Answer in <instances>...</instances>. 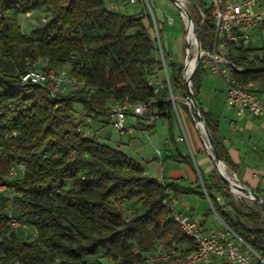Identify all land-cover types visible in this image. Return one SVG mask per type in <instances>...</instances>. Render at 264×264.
<instances>
[{"label":"trees","instance_id":"obj_1","mask_svg":"<svg viewBox=\"0 0 264 264\" xmlns=\"http://www.w3.org/2000/svg\"><path fill=\"white\" fill-rule=\"evenodd\" d=\"M39 11H46V16L24 33L19 17ZM206 13L205 22H195L203 48L211 39L209 9ZM145 16L142 6L137 13H127L111 9L108 0H0V183L18 191L11 197L2 193L1 198L2 204L9 202L14 216L37 232L33 236L11 227L1 211L0 264H132L159 243L168 247L172 242L189 252L192 239L162 201L169 204L172 197L191 192L208 200L207 213L216 214L264 261L259 211L230 200L229 189L222 179L216 180V173L207 180L199 170L195 189L183 186L144 173V166L118 147L95 133L81 136L78 130L90 125L75 119V103L101 123L105 105L114 101H143L148 104L143 118L154 110L158 117L172 119L167 88L154 93L148 83L160 65ZM251 51L238 50L236 61L244 66L263 64V59L248 58ZM39 59L47 67L66 68L83 87L52 97L47 88L20 83V74L39 65ZM169 65L170 85L178 89L181 65ZM204 73L198 65L193 93L220 159L238 176L237 164L219 139L217 120L196 97ZM231 74L264 87V68L232 69ZM13 164H22L24 172L9 180L5 176ZM253 190L264 199L259 188Z\"/></svg>","mask_w":264,"mask_h":264},{"label":"built area","instance_id":"obj_2","mask_svg":"<svg viewBox=\"0 0 264 264\" xmlns=\"http://www.w3.org/2000/svg\"><path fill=\"white\" fill-rule=\"evenodd\" d=\"M180 18L183 22V62L181 65V81L178 89H172L170 85V71L168 64L174 62L172 56L166 53L165 43L161 36V26L159 17L153 10L152 0H126L125 4L140 3L144 12V25L152 40L155 57L159 61V69L156 74L148 79V83L153 87L154 93L159 92L163 86L167 88L165 99L170 102L172 110L178 113L179 104H184L192 113L194 127L200 132L204 147L210 153V148L206 136L202 129L201 122L196 118L191 106V99L187 92L193 93L192 78L198 65L208 68L210 73L221 79L225 88V105L231 108L236 115L249 112L254 116L264 114V101L259 93L264 91V87L256 80L246 82L237 80L231 70L242 72L245 70H256L264 68L263 64L244 66L236 61L237 51L243 48H251L250 59L264 60V0H177ZM203 2V5L200 3ZM186 3L194 6L199 22H205L207 18L206 10L209 9L211 26V39L207 47H201L193 26V16L186 7ZM116 0H108L111 9H126V5ZM183 9H186L191 17L192 23H188ZM31 12H26L29 16ZM172 18L168 19L172 23ZM19 81L22 84H33L47 88L52 97L62 96L78 91L83 87V82L66 68H50L44 61L39 65L29 67L20 74ZM146 102L114 101L105 105L106 113L104 124L110 125L118 134H132L136 129V121L146 119L153 121L158 117L154 110L147 115ZM75 119L89 125L94 121L91 115L83 110H76ZM128 115L135 117L134 123H126ZM81 136L89 137L95 132L90 126L78 127ZM159 154V151H157ZM24 172L22 164H13L8 169V175L12 178H21ZM7 192L9 197L17 194L18 191L6 183L0 184V204L2 193ZM208 204L209 201L207 200ZM5 215L8 223L13 228H20L29 231L31 235L37 236L34 226L18 219L12 214L11 205ZM172 212V217L189 236L194 248L183 253L182 247L174 242L165 247L161 243L151 251L141 253L139 261L132 264H264V261L247 246L231 229L222 221L224 230L207 229L201 223L180 211L175 210L171 203L167 204ZM210 205V204H209ZM1 212V211H0ZM214 212V211H213ZM216 215V214H215ZM217 217V215H216ZM218 218V217H217ZM219 219V218H218ZM220 220V219H219ZM138 253V249L134 250ZM260 262V263H259Z\"/></svg>","mask_w":264,"mask_h":264},{"label":"crops","instance_id":"obj_3","mask_svg":"<svg viewBox=\"0 0 264 264\" xmlns=\"http://www.w3.org/2000/svg\"><path fill=\"white\" fill-rule=\"evenodd\" d=\"M121 4H125V1L123 0ZM203 68L208 72L209 81L207 86L208 100L206 105L201 103V106L205 111H209L212 117L217 120L219 139L227 148L232 161L238 166L240 177L234 172L238 180L252 189L259 188L262 194H264V114L258 117L249 112L236 115L231 108L225 105L226 93L221 79L212 75L208 68ZM220 95L222 97L221 102L219 100ZM259 96L264 101V91L260 92ZM145 120L139 119L138 126L135 124L137 130L154 129L153 126L156 122L148 126L150 123H148L149 121L145 122ZM167 121L169 143H164V150L158 154L160 173L158 178L174 179L183 186H190L195 189L196 172L199 176L198 171L200 170L203 177L205 173L199 167L194 154H205L200 159L204 162H207L208 158L211 159V157L204 147L200 132L194 127L192 113L186 105L179 104L178 113L173 111L172 119H167ZM105 125L96 120L90 124V127L100 137L99 133ZM175 156L184 159L178 160L174 158ZM188 156L191 158L193 167L188 162ZM168 162L171 165H168ZM213 168L215 169L214 163ZM165 171L167 174L163 175ZM144 173L151 175L146 172L145 168ZM206 175L210 176L211 174L208 173ZM194 196L199 197L205 204L201 206L200 203L194 200ZM219 198L218 196V200L220 201ZM178 200L181 201L182 208L175 210L198 220L200 223L204 221L203 224L201 223L204 230L210 228L219 229L207 224L209 215L207 213L208 202L197 193L180 194L177 197H172L170 203L174 205Z\"/></svg>","mask_w":264,"mask_h":264},{"label":"rangeland","instance_id":"obj_4","mask_svg":"<svg viewBox=\"0 0 264 264\" xmlns=\"http://www.w3.org/2000/svg\"><path fill=\"white\" fill-rule=\"evenodd\" d=\"M116 1L121 3L123 0H116ZM152 2H153V10L160 19L159 24L161 26V36L165 43L166 53L172 56L175 65L179 67L180 65H182L183 62V31H184L183 22L179 14V9L172 0H152ZM125 5H126V9L123 12L137 13L141 10V4L138 2L132 4L127 3ZM186 7L188 8L189 12L192 14L194 18L193 19L194 23L198 22V14L194 6L189 3H186ZM45 16H46V11L32 12L30 16H26V17L20 16L19 20L21 22V28L23 32L27 33L29 29L40 20L39 18H41L42 20V18ZM169 18H172L173 20L172 23L168 22ZM37 63L40 64L41 60L39 59L38 61H36L35 64ZM168 67L170 71L169 64ZM208 81H209V77H208V72L206 70L205 73L200 76V88H199L200 91L196 96L198 101L204 105H206L208 100V92H207ZM219 100L221 102L222 100L221 95L219 96ZM75 107L78 110H81L80 104L75 103ZM131 122L132 123L135 122V117H133L132 115H128L126 118V123L128 124ZM145 122L148 121L145 120ZM148 123L152 124V121H149ZM153 127H154L153 130H149V128H146L143 131L135 129L132 132V134L120 135L110 125L106 124L103 127L102 131L99 133L100 134L99 138L102 141L108 143L109 145L118 147L121 151L131 156L135 161L142 164L147 173L159 177L160 173H159V162H158L157 151L159 150V152L162 153V151L164 150L163 144L169 143L168 133H167L168 121L166 118L158 117ZM194 155L199 164V167L202 170H204L205 173L204 177L207 179L208 175L206 174L209 173L211 174L210 179H213L216 172L215 170L212 171L213 170L212 160L208 158L207 162H204L201 161L200 159L201 157H204L205 154L198 155L195 153ZM168 165H171L170 162H168ZM222 167L223 169L225 168L229 173V176H227V178L230 180H234L236 182V179L232 177L233 170L231 169V167L225 165L224 163H222ZM166 174L167 173L165 171L163 175ZM238 176L240 177L239 173ZM5 177L9 180L12 179V177H10L8 173H6ZM219 178L220 177L217 175L216 180H219ZM236 178L238 179L237 176ZM229 192H230V200H232L237 205L243 202L244 204L254 206V208L259 211L261 221H264V209L261 208L260 206H255L253 204L254 200L250 199L251 196H249L250 195L249 193H238L235 191L237 194L235 195L230 191V189ZM219 199L221 200V198ZM194 200L200 203L201 206L205 204V202L201 200L199 197L194 196ZM2 202L3 201L1 198L0 211L5 212L10 206L8 205L7 201H4L3 204ZM128 204H126L124 207L128 206ZM173 208L174 209L182 208L181 201L178 200L177 203H174ZM207 224L211 225L213 228H219L217 230H224L223 224L216 217L214 213H209Z\"/></svg>","mask_w":264,"mask_h":264},{"label":"water","instance_id":"obj_5","mask_svg":"<svg viewBox=\"0 0 264 264\" xmlns=\"http://www.w3.org/2000/svg\"><path fill=\"white\" fill-rule=\"evenodd\" d=\"M175 5L181 9L180 5L178 4V1L177 0H172ZM180 6V7H179ZM184 12H185V15L187 17V21L188 23H192V17L190 15V13L186 10V9H183ZM193 30L196 31V28L193 26ZM188 95L190 96V99H191V106H192V109H193V112L195 113V116L196 118L201 122L202 124V129H203V132L206 136V139H207V142H208V145H209V148H210V157L214 163V167H215V171L217 173V175L220 177V179H222V181H224V183L227 185V187L230 189V191L232 192V189L230 188V186H234L238 189H240L241 191H243L244 193H249L251 195V200H254L256 201L257 203H259L263 208H264V199L261 197L260 194H258L255 190H253L252 188L248 187L247 185L243 184L242 182H240L236 176H235V173L234 171L232 172V177L234 179H236V182L234 180H230L228 179L227 177H225L217 168V162H222L224 163L220 157H219V154H218V151L215 147V144H214V141L209 133V130L208 128L206 127L205 123H204V119L199 111V108H198V103L196 101V98L194 96V94L190 93V92H187ZM225 164V163H224ZM226 165V164H225ZM233 193V192H232Z\"/></svg>","mask_w":264,"mask_h":264},{"label":"bare ground","instance_id":"obj_6","mask_svg":"<svg viewBox=\"0 0 264 264\" xmlns=\"http://www.w3.org/2000/svg\"><path fill=\"white\" fill-rule=\"evenodd\" d=\"M217 168H218V170L225 176V177H227V176H229V173L227 172V170L224 168L223 169V167H222V162H217ZM234 188V190L236 191V192H238V193H244L243 191H241L240 189H238V188H236V187H234V186H230V188L232 189V192L235 194V195H237L236 194V192L233 190V188ZM249 196H251V195H249ZM251 199V198H250Z\"/></svg>","mask_w":264,"mask_h":264}]
</instances>
